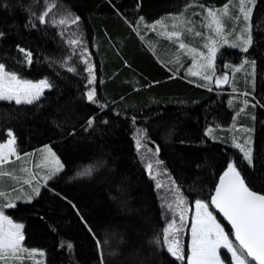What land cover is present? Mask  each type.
Here are the masks:
<instances>
[{"label": "trees", "instance_id": "obj_1", "mask_svg": "<svg viewBox=\"0 0 264 264\" xmlns=\"http://www.w3.org/2000/svg\"><path fill=\"white\" fill-rule=\"evenodd\" d=\"M233 1L0 0V63L22 79L51 85L31 104L0 101V142L11 131L27 161L38 162L49 147L63 165L46 183L29 166L22 179L17 158L3 164L15 167L0 180V192L21 202L2 209L24 225V248L43 253L46 264H187L186 234L183 261L156 240L172 219L180 223L175 211L186 207L187 233L195 200L208 203L234 238L210 200L230 162L252 190L264 194V0H254L248 51L224 48L218 55L219 71L244 60L253 68L233 82L232 90L247 93L235 103L249 101L239 122L235 103L222 92L231 89L209 91L177 67V55L188 51L178 49V40H199V13ZM172 18L181 19L182 37L159 38L171 62L157 61L139 36L157 39L149 26ZM20 48L32 53L31 64ZM93 90L95 103L87 99ZM235 123L250 133L252 166L241 163L237 134L228 130ZM88 170L91 175H79ZM177 188L186 201L179 208L173 202Z\"/></svg>", "mask_w": 264, "mask_h": 264}, {"label": "snow or ice", "instance_id": "obj_2", "mask_svg": "<svg viewBox=\"0 0 264 264\" xmlns=\"http://www.w3.org/2000/svg\"><path fill=\"white\" fill-rule=\"evenodd\" d=\"M252 3L254 4V0H252ZM50 10L51 6L49 7ZM240 11L243 12L244 18L247 20L250 16V9L244 11L243 0ZM226 13L227 8L223 10V14ZM47 15L48 11L43 12L39 17L41 22H43L44 17ZM206 19L208 20L207 26L211 28L215 25L216 35L221 36V21L216 12L209 10ZM73 22L76 21L73 20ZM59 23L64 24L66 21L61 19ZM196 35L199 36L201 33L197 32ZM209 39L212 38L209 37ZM77 42L76 40L71 41L73 44ZM224 42L226 43L227 41L224 40ZM251 43L252 38L249 35L241 46L242 51L247 52L248 46ZM215 44L216 41L214 39H212L213 46H210L208 43L204 44V47L208 48L209 54L204 57L206 63L200 66L202 69L212 67L217 51V48L214 46ZM232 46L235 47L236 45L233 44ZM180 47L184 48L185 45L181 43ZM19 51L24 54L26 63L31 64L32 53L23 48H20ZM200 55L203 57L204 53H200ZM68 71H74V69L69 67ZM88 71L91 73L92 68L89 67ZM203 78L205 80L212 79L211 75H205ZM222 79L226 82L228 77L224 76ZM220 82L221 80L218 79L217 84ZM50 87L51 85L47 80H40L34 83L30 80L22 79L15 72L7 71L5 65L0 63V100H14L17 104H31L34 100L39 99L44 89ZM87 99L95 103L94 90L87 93ZM92 122L93 120L90 119L89 124ZM8 135L12 137L11 131L8 132ZM14 143V137L6 143H0V164L5 163L10 155L16 154V149L13 146ZM235 146L240 148L243 153L241 163L246 161L248 166H252L253 156L251 148L242 147L240 144H236ZM47 151L53 157L55 156L50 148ZM55 162L58 166L55 171L58 172L62 169L63 165L60 164L59 160ZM148 168L151 170L152 165L149 164ZM79 175H91V170L81 172ZM25 182L27 183L28 181ZM159 186L158 184L157 187ZM33 191L36 195H39V188H34ZM176 193L173 202L179 208L186 201L179 195L178 188L176 189ZM5 195V193L0 192V196ZM194 203L195 220L191 226V248L188 264H225V261L221 259L220 249L222 248L226 249L227 253H230V264L231 262H234V264H251L252 261L257 262V264H264V194L252 190L245 183V177L241 175V171L238 170L235 162H230L226 171L220 176L218 186L215 188V195L211 198L210 203L215 205V208L229 222L231 228L234 230L233 235L238 245L229 238L224 228L217 222L216 217L209 211L208 203L201 200H195ZM6 206L14 207L15 205L10 201ZM3 207L4 205H0V259H4L9 253L14 256L18 251H29L23 248L21 243L24 239V225L22 223H14L12 219L4 214ZM167 207L173 210V204L170 203ZM179 218L181 221L180 228H175L176 221L172 220L164 230L162 240L161 238H157L156 243L166 244L167 251L177 260L183 261L185 259L184 250L178 239L175 237L171 241L168 239L173 230L181 231L183 229L185 210L179 211ZM69 247H71L70 244ZM40 254L43 255V253ZM249 257L251 261H249Z\"/></svg>", "mask_w": 264, "mask_h": 264}, {"label": "rangeland", "instance_id": "obj_3", "mask_svg": "<svg viewBox=\"0 0 264 264\" xmlns=\"http://www.w3.org/2000/svg\"><path fill=\"white\" fill-rule=\"evenodd\" d=\"M241 4H242V0H234L233 2H231L229 7L228 6L225 7V8H227L226 14H223V10L225 8L220 9V10H213L216 12L217 16L220 18V21H221V27H222L221 36L216 35V31H215L216 26L215 25H213L211 28H209L207 26L208 20L206 19V17H207V13L209 10L204 9L203 11H201L199 13L200 18H197V21H196L197 27L199 30V31L197 30V32L201 33V35L197 36L199 40L197 42L195 41V39L191 40L190 43L192 45L189 44V41H185V39H187V37H184V38H181V40L180 39L178 40V49H181L182 52H185V50H188L187 54L181 52L182 53L181 57L179 55H177L178 59H180V61L182 63L181 67L179 65L177 66L178 69L184 70V72H186V75H188V76L190 75V77L198 79V82L202 83L203 86L207 87L209 90L210 89H217L219 91H222V89H231L229 91L224 90L222 92H226L230 95V100L232 101V103H235L238 100L237 97L243 98V97H245V95H247V93H244V92L239 93L238 91L232 90V88H234L233 87L234 86V84H233L234 79L235 78L237 79L239 77V74L245 73L246 76L252 75V70H253L252 65H251V63L248 62V60H244L243 62H241L237 66H232L231 64L226 63V64H224L222 70L219 71L217 69V60H218L219 53L224 48H232V49L242 50L241 46L243 45V43L247 39V37L250 35V32H251V20H250V18H251V14H252L254 4L252 3V0H243L244 11H248L250 9V16L247 20H245L243 12L240 11ZM172 19L173 20H169L170 21V23L168 22L169 24L167 23V20H159V21H157V22H155L149 26L150 31L153 32L157 36V39H155V40L152 39L150 35H149V38L139 36V38L142 40L141 42L143 43V46L156 57L157 61L163 59V62H167V60H169L171 62V59L168 58V56H170V55H168L169 53L164 50L163 46H161V43L158 42V39L159 38H163V39L168 38V40L170 42H173V41L175 42L176 39H178L181 35L180 28H181V26H183V25H180L181 19H179V18H177L176 20H174L175 18H172ZM182 19H184V18H182ZM183 21H185V19ZM168 27H170L171 30L168 29ZM181 37H182V35H181ZM209 37H211L212 39H214L216 41V44L214 45L217 48L216 56H215V60H214V63H213L211 68L202 69L200 66L206 63V60L204 57L208 56V54H209L208 48L204 47V44L208 43L210 46H213L212 45V39H209ZM224 40H226L227 42L225 43ZM181 43H183L185 45L184 48L180 47ZM233 44H235L236 46L233 47L232 46ZM249 47H250V45L248 46V48ZM122 48H124V44L122 45ZM170 53H173L172 54L173 56L177 54L173 51V47H170ZM200 53H204V56L202 57L200 55ZM163 57H165L167 60H165ZM193 73H196V74H193ZM205 75H211L212 79L211 80H205L203 78ZM224 76L228 77V80L226 82H224L222 79ZM218 79L221 80V82L219 84H217ZM239 79H241V77ZM34 83H36V82H34ZM49 89L50 88L44 89L43 93L39 97V99L42 98L44 93L46 91H48ZM39 99H37V100H39ZM37 100H34L33 102H36ZM246 100H248V99L246 98ZM0 101L14 102L15 103L14 100H12V101L0 100ZM20 104H28V103H20ZM248 105H249V101L238 102V103L233 104V106H234L233 109H234V112H235L236 117L238 119L237 122L240 121L239 116L247 110L246 108ZM228 130L232 134L233 133L237 134V136H235V138H234L236 140L235 141L236 144H240L242 147H245V148L250 147V142H251L250 133H249L248 129H246L244 127V125H241L239 123H235ZM12 137H14V136L12 135ZM12 137H8L4 142H0V143H6ZM13 146L16 149V140H15V143ZM48 148L49 147H45L40 151L41 156H38V159H40V160H38V162H34L32 158L31 159L29 158V160H28L29 162H28L27 159H25V158H28L29 156H27V157L25 156L23 158V155H19L17 153V150H16V154L10 155L8 157V160L3 164H6L7 162H10L13 159L19 157L16 159L19 161L18 164H16V165L18 166L20 163H21L20 165L23 164L22 179H23V177L27 178L26 172H27L28 166H29L30 169L31 168L33 169L32 173H35L34 171L37 170L38 174L41 176V178L43 179L44 182L49 181L55 174L59 173L61 171V169L58 172L55 171V169L58 167L56 165L55 161L59 160V162H60V159L55 154V152L50 148L52 150V153L55 154V156L53 157L47 151ZM32 155H30V156H32ZM20 160H22V161H20ZM3 164H0V180L3 179V181H6L7 177H8L7 171L10 170L11 172H14L13 167H15V166L13 165V166L7 168V166L3 167L4 166ZM60 164H61V162H60ZM17 189H18L17 192H19V194H21L23 192V188L22 189L17 188ZM41 190H42V187L40 188V185H39V194H40ZM9 195H12V193L8 194V196L7 195L1 196L2 198L5 199V201L0 204V205H4V208H10V207L6 206L10 201L14 205H16L18 202H21L19 197H13V196L10 197ZM35 195L36 194L34 192L33 196H35ZM37 196L38 195H36L35 197H37ZM25 199H27V198H25ZM186 209H187V207L185 208V212H186ZM180 210L181 209L176 210L175 213H178ZM209 211H211L213 213V215L215 216V213L211 209L210 205H209ZM216 219H217V222L221 224V222L218 220L217 217H216ZM194 220H195V204L193 206V211L190 214V222H189V227L187 229V233H185V229H184L185 222H183V229L181 231L173 230L172 234L168 236L169 241H171L173 239V237L177 238L180 245L183 247V250H184L185 234L187 235V237H188V242H187L188 243L187 244L188 245L187 246L188 257L190 255V248H191V226L194 223ZM14 223H16V222H14ZM180 226H181V221L179 224H177V225L175 224V228H180ZM221 226L223 227L222 224H221ZM229 238L231 240H233V242L236 245H238L235 242L234 238H232L231 236H229ZM21 243H22V247L24 248L23 241ZM166 248H167V245H166ZM222 251H224L225 254H228L229 257H230V253H227L226 249H223V248L220 249L221 259L223 261H225V264H230V258H229V260L226 259L223 256ZM249 261H251V260L249 259ZM0 264H46V261L43 258V255H41L40 252H38L37 250H31V251L29 250L27 252L26 251H18L17 253H15L14 256H13V254L9 253L4 259H0ZM187 264H188V258H187ZM231 264H234V262H231ZM251 264H254V263L251 262Z\"/></svg>", "mask_w": 264, "mask_h": 264}, {"label": "water", "instance_id": "obj_4", "mask_svg": "<svg viewBox=\"0 0 264 264\" xmlns=\"http://www.w3.org/2000/svg\"><path fill=\"white\" fill-rule=\"evenodd\" d=\"M215 195V194H214ZM214 207H215V205H214ZM217 211L219 212V210L217 209ZM220 213V212H219ZM222 216H223V214L222 213H220ZM226 220V219H225ZM227 221V220H226ZM228 222V221H227ZM229 223V222H228ZM231 226V225H230ZM233 230V229H232ZM233 232H234V230H233ZM235 238V237H234ZM237 244H238V242H237ZM249 259L251 260V258L249 257ZM254 264H257V262H255V261H252Z\"/></svg>", "mask_w": 264, "mask_h": 264}, {"label": "bare ground", "instance_id": "obj_5", "mask_svg": "<svg viewBox=\"0 0 264 264\" xmlns=\"http://www.w3.org/2000/svg\"><path fill=\"white\" fill-rule=\"evenodd\" d=\"M147 23V22H146ZM205 63V62H204ZM210 91V90H209Z\"/></svg>", "mask_w": 264, "mask_h": 264}]
</instances>
